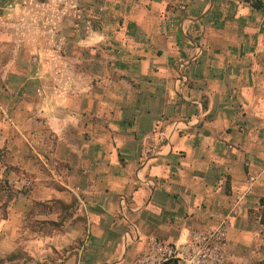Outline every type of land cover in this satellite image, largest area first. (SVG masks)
I'll return each instance as SVG.
<instances>
[{
	"label": "crops",
	"instance_id": "crops-1",
	"mask_svg": "<svg viewBox=\"0 0 264 264\" xmlns=\"http://www.w3.org/2000/svg\"><path fill=\"white\" fill-rule=\"evenodd\" d=\"M0 183L1 251L135 264L226 222L264 264V0H0Z\"/></svg>",
	"mask_w": 264,
	"mask_h": 264
},
{
	"label": "built area",
	"instance_id": "built-area-1",
	"mask_svg": "<svg viewBox=\"0 0 264 264\" xmlns=\"http://www.w3.org/2000/svg\"><path fill=\"white\" fill-rule=\"evenodd\" d=\"M135 264H235L226 222L200 230L191 228L182 241L148 240Z\"/></svg>",
	"mask_w": 264,
	"mask_h": 264
},
{
	"label": "rangeland",
	"instance_id": "rangeland-1",
	"mask_svg": "<svg viewBox=\"0 0 264 264\" xmlns=\"http://www.w3.org/2000/svg\"><path fill=\"white\" fill-rule=\"evenodd\" d=\"M39 1L48 2L50 0ZM57 1L59 2L66 0ZM17 196V192L13 191L9 186L7 187L6 185L0 183V204H3V202H5L4 204L7 207L12 199ZM49 211L57 214L56 222H51L50 224L48 221H41L36 218L37 213L47 214L49 213ZM67 223H69V203L66 204L64 202H54L51 205H34V207H32V209L26 213L23 225L27 230H30L32 232L36 230L44 233H52L54 230L60 233L65 229ZM24 232L22 233V236L27 241L28 239H30V233L24 234ZM62 242L63 243H60L57 248H53L52 251H46L43 255L37 254L35 252V248L31 246V243H25V246L21 245L20 248L15 249L11 253H9V250H0V264H34V261L38 259V257L44 260L45 263L43 264H64L66 261H69V249L64 247L67 243H65L64 241ZM28 245H30L31 247Z\"/></svg>",
	"mask_w": 264,
	"mask_h": 264
},
{
	"label": "trees",
	"instance_id": "trees-1",
	"mask_svg": "<svg viewBox=\"0 0 264 264\" xmlns=\"http://www.w3.org/2000/svg\"><path fill=\"white\" fill-rule=\"evenodd\" d=\"M3 185H4V184H3ZM36 205H41V204H35V206H36ZM262 206L264 207V200L262 201ZM261 222H262V224H264V213H263V215H262Z\"/></svg>",
	"mask_w": 264,
	"mask_h": 264
}]
</instances>
